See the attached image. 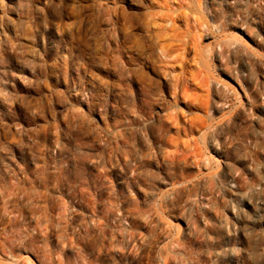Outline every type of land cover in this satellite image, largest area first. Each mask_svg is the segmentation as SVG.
Instances as JSON below:
<instances>
[{
	"label": "rangeland",
	"instance_id": "obj_1",
	"mask_svg": "<svg viewBox=\"0 0 264 264\" xmlns=\"http://www.w3.org/2000/svg\"><path fill=\"white\" fill-rule=\"evenodd\" d=\"M79 81L100 98L111 92L113 107L132 94L153 121L158 158L173 157L167 183L155 182L162 218L143 219L161 207L143 178L112 169L105 179L86 159L56 164L70 124L92 156L104 129L125 127V114L80 104L70 91ZM261 245L264 0H4L0 264H236L233 249L258 255Z\"/></svg>",
	"mask_w": 264,
	"mask_h": 264
},
{
	"label": "clouds",
	"instance_id": "obj_2",
	"mask_svg": "<svg viewBox=\"0 0 264 264\" xmlns=\"http://www.w3.org/2000/svg\"><path fill=\"white\" fill-rule=\"evenodd\" d=\"M4 4V0H0V5ZM70 91L79 101L80 104L88 107L91 110H95L98 115L107 116L109 112L123 113L125 114L124 120L121 124L124 125L122 129L118 127V130L113 133L111 129H104V136L99 140L101 145V151H96L92 145L87 147L95 151V156L89 155L82 151L83 145L75 144V138L77 135L81 134V126L77 123L75 125L70 124L69 130L65 133V139L67 143H57L52 150V156L56 164L63 169L74 168L76 163L80 160H87L89 163L97 166L104 178L107 179V174L112 169L117 170L118 175L125 176L130 181H135L139 183L140 179L143 178L148 183V188L141 189L145 192L146 196L155 195L158 203H161V207L155 213H149L143 217L145 222H148L149 216L156 215L162 218V213L165 208L162 206V198L160 197V190L156 188L155 182L159 181L162 183H167L160 173L164 171L165 166L169 169L171 168V162L173 157L167 152L161 150L160 156L164 158L161 160L158 158V154L155 148L152 147V142L148 136L149 126L153 124V121L147 118L146 115H141L137 111L136 98L132 94H128L127 98H115L116 106L112 105V93L106 92L105 95L100 98L96 95V90L94 86H90L86 81H79L70 85ZM77 111H82V109H77ZM127 113H130L132 117L139 122L138 127H132V121L127 119ZM95 124V121L92 122ZM127 131L131 133L130 138L124 136V132ZM137 134L147 146V151H141L137 147ZM115 138V147H113V139ZM119 140H125V146L121 147L119 145ZM217 151L221 150V145L219 141L212 143ZM205 151H207L205 149ZM106 153V155H105ZM118 156L124 157V164L127 165L128 172H125V168L120 164ZM158 168L159 171L154 169ZM218 170V169H217ZM187 187V185H177L169 190L166 194L167 198L174 199L171 196V192H174L176 188ZM114 194V190H113ZM128 196L132 199H136V194L131 192L129 189ZM189 200L192 203H196L195 196L189 195ZM205 239L211 240L212 237L208 236ZM231 259L236 261V264H248L249 261L253 260H264V245L260 246V251L258 255L252 252H246L241 248H235L232 250ZM187 264V262H185Z\"/></svg>",
	"mask_w": 264,
	"mask_h": 264
}]
</instances>
